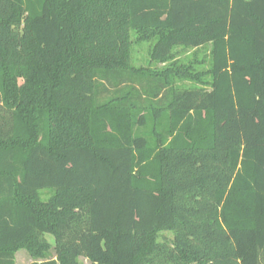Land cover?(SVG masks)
<instances>
[{
  "label": "trees",
  "instance_id": "16d2710c",
  "mask_svg": "<svg viewBox=\"0 0 264 264\" xmlns=\"http://www.w3.org/2000/svg\"><path fill=\"white\" fill-rule=\"evenodd\" d=\"M20 250L264 264V0H0V264Z\"/></svg>",
  "mask_w": 264,
  "mask_h": 264
},
{
  "label": "rangeland",
  "instance_id": "374dc122",
  "mask_svg": "<svg viewBox=\"0 0 264 264\" xmlns=\"http://www.w3.org/2000/svg\"><path fill=\"white\" fill-rule=\"evenodd\" d=\"M156 40L157 39L154 37L148 38V39L141 38L140 34H138L135 31H132L131 32V43H130V55H131L130 65L136 68H139V67L163 68L165 64L153 62L151 59V51H152L154 44L156 43ZM198 51H200L199 56L201 59L205 55H207L206 57H208L209 46L200 48ZM174 52L176 53L175 58L177 61L187 62L188 59L193 58V55L196 52V50L192 48L177 47L175 48ZM168 64L170 63H167L166 65ZM204 67L205 68L208 67V63ZM51 196L52 194L49 192H42L40 194V197L43 201H48L51 198ZM173 238H174V235L171 232H162L158 235V239L160 241L171 242ZM47 240L51 243L52 248L50 249L45 259H55L56 251L54 248L55 246L54 238L48 235ZM45 259H39L38 261H42ZM35 260L36 259H34L27 250H20L16 254L15 262L16 264H31ZM79 262L80 264H91V262L85 257H80Z\"/></svg>",
  "mask_w": 264,
  "mask_h": 264
},
{
  "label": "water",
  "instance_id": "95a60500",
  "mask_svg": "<svg viewBox=\"0 0 264 264\" xmlns=\"http://www.w3.org/2000/svg\"><path fill=\"white\" fill-rule=\"evenodd\" d=\"M248 1V0H247Z\"/></svg>",
  "mask_w": 264,
  "mask_h": 264
}]
</instances>
